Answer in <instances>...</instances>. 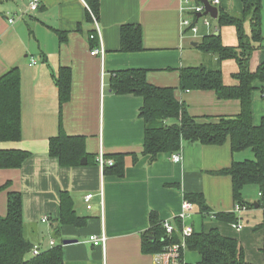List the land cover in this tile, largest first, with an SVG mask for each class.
<instances>
[{"label": "crops", "instance_id": "obj_1", "mask_svg": "<svg viewBox=\"0 0 264 264\" xmlns=\"http://www.w3.org/2000/svg\"><path fill=\"white\" fill-rule=\"evenodd\" d=\"M28 3L29 0H0V77L18 66L22 98V138L0 142V150L30 153L22 167L0 168V186L11 183L0 192V215L7 213L8 192L19 191L28 235L35 245L46 249L52 240L56 245L66 239L74 241L62 242L64 264H156V254L142 251L141 235L150 228V214L156 212L161 221L175 224L183 213L185 194L203 193L211 214L205 217L192 203L193 209L182 221L183 226L189 225L196 232L218 228L224 236L240 241L248 261L264 264L263 246H258L262 256L259 252L254 254V248L247 250L254 234L238 238L229 228L244 233L247 225L218 221L214 216L235 210L231 178L215 172L249 156L246 151L233 152L229 141L223 145L183 141L177 152L182 157L178 163L172 159L174 153H161L155 161L140 156L134 162L127 156L122 178L102 173L99 164L88 159L85 165L62 166L49 153L50 139L59 134L61 123L68 135L86 137L87 152L96 160L101 152L142 153L144 121L139 114L143 99L134 94H115L109 87L110 75L122 69H145L150 83L177 88L176 97L186 103L195 117L236 116L241 110L239 100H221L213 91L179 89L181 68L218 66L215 55L202 57L195 53L203 36L218 32L224 45L236 46L235 27L221 31L214 24L218 31H211L203 25L199 34L193 35L181 27L182 0H100L98 23L104 53L94 55L92 49L99 43L92 46L96 27L88 20L86 0H41L36 11H30ZM218 8L239 14L244 3L220 0ZM125 24L142 27L143 51H120L121 27ZM262 29L264 36V0ZM60 32L66 33V40L61 39ZM262 45L252 53V71L264 62V40ZM193 55L196 61H192ZM63 66L72 70V97L61 110L55 77ZM221 68L224 82L235 84L232 74L238 71L237 63L227 60ZM224 69L231 71L230 80ZM262 117L264 97L257 89L253 94L254 124L258 125ZM62 191L71 194L77 213L88 217L85 226L60 224ZM88 194H93L91 208L85 202ZM238 213H242L240 219L255 217L244 210ZM44 217L49 220L43 221ZM263 220L256 222L253 230ZM102 235L106 237L104 244L91 241L92 236ZM43 236L48 239L46 242L41 241ZM197 254L196 263L200 260ZM184 260L190 263L185 254Z\"/></svg>", "mask_w": 264, "mask_h": 264}, {"label": "trees", "instance_id": "obj_2", "mask_svg": "<svg viewBox=\"0 0 264 264\" xmlns=\"http://www.w3.org/2000/svg\"><path fill=\"white\" fill-rule=\"evenodd\" d=\"M86 1L99 19L100 0ZM262 2L263 0H243L244 9L239 14L219 9L218 27H235L238 44L224 45L221 35L214 32L204 35L197 46L200 51L217 57V68L201 65L180 69L181 91H213L221 100H239L241 110L236 116H193L186 103L176 97L177 88L160 87L150 83L145 69H122L110 75L109 87L115 94H134L143 99L139 115L144 121V144L140 155H105L113 164L104 168V174L122 178L126 174L127 156H131L134 162L140 156H149L151 161H155L161 153L179 152L183 141L204 145H223L229 141L233 152L251 149L254 158L234 161L231 166L215 173L231 178L235 205L248 207L243 200V189L249 184L258 185L261 193L258 204L264 209V117L258 125L254 124L253 119V94L257 89H261L264 97V62L255 71L250 69L252 53L263 46ZM88 20H93L90 12ZM93 34L96 35V32ZM60 37L66 40L67 35L60 32ZM91 41L92 46L99 43L97 36ZM143 50L142 27L135 24L123 25L120 51L132 53ZM227 60H234L238 65V71L232 74L236 83L232 85L224 82L221 69L222 62ZM55 81L62 110L64 104L72 97L71 68L61 67ZM21 138V71L15 66L0 77V142L19 141ZM49 153L66 167L82 165L83 158L98 164L96 156L87 152L86 137L68 135L62 123L59 134L50 139ZM29 156L30 153L25 150L2 149L0 168H20ZM10 184L7 182L0 186V192L7 190ZM185 199L196 204L205 217L211 214L203 193H186ZM60 210L61 225L83 227L87 224L88 217L77 213L74 200L68 191L61 192ZM214 216L216 220L230 224H237L240 219L235 211L218 212ZM182 229V219L179 218L175 223L174 232L168 234L164 222L156 212H152L150 228L141 235L143 253L158 254L174 243H181ZM258 229H264V220L256 227V230ZM62 242L46 249L40 248L39 254L33 255V249L38 245H35L28 235L23 217L22 193L8 192L7 213L0 215V264H64ZM186 249L199 253L200 260L196 264H255L246 259L245 249L238 239L224 236L218 228L194 231L186 238ZM261 252L264 256V245Z\"/></svg>", "mask_w": 264, "mask_h": 264}, {"label": "built area", "instance_id": "obj_3", "mask_svg": "<svg viewBox=\"0 0 264 264\" xmlns=\"http://www.w3.org/2000/svg\"><path fill=\"white\" fill-rule=\"evenodd\" d=\"M212 5L219 6L220 0H208ZM41 0H29L28 8L30 11H36L38 10L40 6ZM88 10L92 15V21L95 24L96 27V35H92L91 38H95L97 36L99 45L98 47L92 49V54L98 55L104 53V50L102 48V38L100 33V27L98 23V18L96 15L92 12L91 8L88 5ZM181 12H182V20H181V27L184 32H191L193 35H198L200 32V25L199 23L202 22L203 25L208 29L211 30L215 28V31H218V27L213 24L214 19L210 13H206V7L205 4L200 0H182L181 5ZM200 15V16H198ZM11 22L13 19L10 20ZM214 31V30H213ZM33 64L36 63V61H32ZM172 159L174 162L178 163L182 160V157L180 153H174L172 155ZM99 166L101 167L102 173H104V168L107 165L113 164V161L106 159L104 153H100L99 157L97 159ZM261 195V193H260ZM93 198V194H88L85 196V202L87 203V207L91 208V200ZM193 209V204L189 200H185L183 202V213L180 215V218L182 221H185L189 216ZM245 210V206H240L238 204L235 205V212H241ZM48 217H44L43 221H48ZM164 227L166 228V231L168 234H172L175 230V224L171 221H164ZM242 226L240 225L239 228ZM194 233V229L189 225H184L182 229V241L181 243H174L170 245L165 251L156 254V264H185L184 260V254L186 252V238L190 237ZM91 241L94 242V244L102 243L104 244L106 241L105 235H102L101 237L98 236H92ZM56 245V242L52 240L50 242V247H53ZM40 252V247L35 246L33 249L32 254L37 255Z\"/></svg>", "mask_w": 264, "mask_h": 264}, {"label": "rangeland", "instance_id": "obj_4", "mask_svg": "<svg viewBox=\"0 0 264 264\" xmlns=\"http://www.w3.org/2000/svg\"><path fill=\"white\" fill-rule=\"evenodd\" d=\"M213 24L216 25L217 24V20H213ZM199 25H200V27L203 28V23L202 22H200ZM224 27H233V26H222L220 28L221 31L223 30ZM247 28L249 29V24H247ZM234 29H233V31H234L233 35L235 36V30ZM223 33H224V31H223ZM222 40H223V37H222ZM193 51H195L194 48H193ZM196 51H198V52H195V53H199L198 55H200L202 57L204 55H208V54H205L204 52L200 51L199 49H197ZM192 58H193L192 61H196V56L193 55ZM209 66H211L213 68H217V65H209ZM224 72H227L226 74H230L231 71L229 69L227 71H226V69H224ZM227 78H228V80H230L231 79V74H230V76L227 75ZM245 151H246L245 152L246 154H249V156L247 158H245V159L254 158V155H253V152H252L251 149H248V150H245ZM259 192H260V188H259L258 185H255V184H249V185L245 186L244 189H243V200L246 202L245 205H249L248 207H245L246 210H244V211L247 214H254V216H255L254 218H249V220H247L245 218L244 219H239V222H241V223L243 222L242 225L243 224H244V226L247 225L246 228H245V232L244 233H236L234 230H232L231 227H229L231 232L237 234L236 236L238 238L244 236L246 233H248L249 235L250 234H254V236H253L254 239L252 238V240H253L252 243L250 245H248V247H247L248 248L247 250L254 248V254H256V252L260 253L258 246H263L264 245V229L253 230V227L256 226V222H260L261 220L264 219V217H263V208H258L257 209V208L254 207L255 203L258 202V200L260 199ZM245 213H244V215H245ZM240 214H242V213H238L237 215L239 216ZM197 228H199V227H197ZM47 240L48 239L45 236H43V238L41 239V241H43V242L44 241L46 242ZM46 245L47 244H45V246ZM247 250H246V253H247ZM185 255H186V259L190 263L196 264V261H197L198 258L195 259L194 257L195 256L199 257L197 252L191 251V253H190V251H186ZM259 255H261V253Z\"/></svg>", "mask_w": 264, "mask_h": 264}, {"label": "water", "instance_id": "obj_5", "mask_svg": "<svg viewBox=\"0 0 264 264\" xmlns=\"http://www.w3.org/2000/svg\"><path fill=\"white\" fill-rule=\"evenodd\" d=\"M202 1L204 4H205V7H206V13H210L211 16L214 18V19H218L219 17V8L217 6H214L212 5L208 0H200ZM200 16V15H198ZM216 35H219V33L217 32ZM197 42H194V45L197 46ZM82 165H85L87 164V158H83L82 159V162H81ZM255 206L258 207L259 204L258 203H255ZM74 241L70 240V239H66L64 240L63 244H70V243H73Z\"/></svg>", "mask_w": 264, "mask_h": 264}]
</instances>
